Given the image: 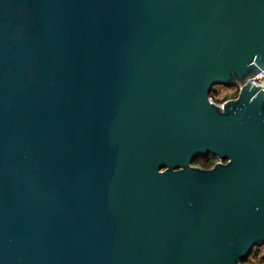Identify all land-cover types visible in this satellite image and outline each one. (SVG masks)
<instances>
[{
    "label": "water",
    "instance_id": "obj_1",
    "mask_svg": "<svg viewBox=\"0 0 264 264\" xmlns=\"http://www.w3.org/2000/svg\"><path fill=\"white\" fill-rule=\"evenodd\" d=\"M263 67L264 0H0V264H241Z\"/></svg>",
    "mask_w": 264,
    "mask_h": 264
},
{
    "label": "trees",
    "instance_id": "obj_2",
    "mask_svg": "<svg viewBox=\"0 0 264 264\" xmlns=\"http://www.w3.org/2000/svg\"><path fill=\"white\" fill-rule=\"evenodd\" d=\"M237 95V91L235 92V95ZM209 97L213 100V102L215 103H221L223 102L226 98L223 99H218L216 97L215 92L213 91V88L209 94ZM217 158L213 155H207V156H202L197 158L196 160L193 161V164L196 166H200L203 168H209L211 167L215 162H216ZM254 257L257 258V260H259L260 262H264V249L263 246L260 247H254L251 254L249 255V257L247 259H245L244 261L241 262V264H247L250 261V258Z\"/></svg>",
    "mask_w": 264,
    "mask_h": 264
},
{
    "label": "rangeland",
    "instance_id": "obj_3",
    "mask_svg": "<svg viewBox=\"0 0 264 264\" xmlns=\"http://www.w3.org/2000/svg\"><path fill=\"white\" fill-rule=\"evenodd\" d=\"M213 91L216 94L218 99L223 98H232L236 92V86H224V85H214ZM247 264H264V262H260L257 258L251 257L249 263Z\"/></svg>",
    "mask_w": 264,
    "mask_h": 264
},
{
    "label": "built area",
    "instance_id": "obj_4",
    "mask_svg": "<svg viewBox=\"0 0 264 264\" xmlns=\"http://www.w3.org/2000/svg\"><path fill=\"white\" fill-rule=\"evenodd\" d=\"M250 82L254 85H260V87L264 90V67L260 68L259 71L251 77ZM236 91L238 92V86H236ZM233 97H235V96H233ZM209 99L211 101H213L210 97H209ZM227 99H229V98H227ZM221 103H217V104L221 105ZM263 249H264V246H263Z\"/></svg>",
    "mask_w": 264,
    "mask_h": 264
}]
</instances>
